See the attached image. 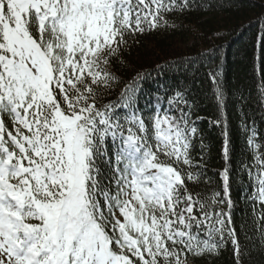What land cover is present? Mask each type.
<instances>
[{
	"label": "snow or ice",
	"instance_id": "snow-or-ice-1",
	"mask_svg": "<svg viewBox=\"0 0 264 264\" xmlns=\"http://www.w3.org/2000/svg\"><path fill=\"white\" fill-rule=\"evenodd\" d=\"M234 7L0 0V264H216L225 252L230 264H264V10L255 92L238 83L229 95L220 28L184 23ZM157 31H189L209 46L155 66L176 81H152L127 56ZM202 69L218 146L190 86Z\"/></svg>",
	"mask_w": 264,
	"mask_h": 264
},
{
	"label": "trees",
	"instance_id": "trees-1",
	"mask_svg": "<svg viewBox=\"0 0 264 264\" xmlns=\"http://www.w3.org/2000/svg\"><path fill=\"white\" fill-rule=\"evenodd\" d=\"M262 10H264V0H236V7L230 11L201 13L200 15H192L184 21L187 25L203 21L202 26L205 32L220 28L223 39L217 40L215 43L222 46L223 61L221 70L229 95L232 92L233 85L238 83L251 87L253 92L256 91L259 77L253 71L252 40L262 27L261 22H257L255 19ZM205 15H207L206 20H204ZM249 21L252 22L249 23ZM139 39V45L133 47L131 54L127 56L130 66L140 70H151L152 81H166L168 83L176 81L179 77L172 72H160L155 68L157 64L163 65L166 60H173L181 56H194L197 50L209 46L207 37L203 40L194 38L189 31L170 33L157 31ZM189 41H194L195 47L189 44ZM216 63H220V61L217 60ZM190 86L200 104L201 111L199 114L206 118L201 127L205 129L209 141L218 146V130L210 128L207 122L208 118H214L216 114V107L212 98L213 84L202 69L196 82ZM228 120L232 131L233 146L238 153L241 144L238 131L239 118L238 112L231 101L228 104ZM212 155L214 159L209 165L210 175L212 170L220 166L215 147ZM216 264H230L228 253L225 252L216 261Z\"/></svg>",
	"mask_w": 264,
	"mask_h": 264
}]
</instances>
